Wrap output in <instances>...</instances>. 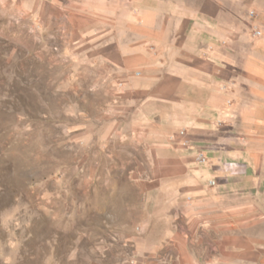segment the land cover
<instances>
[{
    "label": "rangeland",
    "instance_id": "1",
    "mask_svg": "<svg viewBox=\"0 0 264 264\" xmlns=\"http://www.w3.org/2000/svg\"><path fill=\"white\" fill-rule=\"evenodd\" d=\"M134 2L0 0V264H132L149 137L186 126L133 76Z\"/></svg>",
    "mask_w": 264,
    "mask_h": 264
},
{
    "label": "crops",
    "instance_id": "2",
    "mask_svg": "<svg viewBox=\"0 0 264 264\" xmlns=\"http://www.w3.org/2000/svg\"><path fill=\"white\" fill-rule=\"evenodd\" d=\"M131 16L133 76L186 125L149 137L132 264H264V0H135Z\"/></svg>",
    "mask_w": 264,
    "mask_h": 264
},
{
    "label": "built area",
    "instance_id": "3",
    "mask_svg": "<svg viewBox=\"0 0 264 264\" xmlns=\"http://www.w3.org/2000/svg\"><path fill=\"white\" fill-rule=\"evenodd\" d=\"M249 17H250V18H253V17H254V13H253V12H250V13H249ZM254 35H255V36H258V35H260V32H259L258 30H254ZM137 75H138V74H137ZM178 136H180V137H184V136H185V135H184V131H179ZM172 138H173V137H172ZM188 144H189L188 140L183 139V141H182V145H183V146H187ZM196 160H197V162L200 163V164H203V163L205 162V157H204V155H203L202 152H199V153L197 154ZM209 184H210V185H214V182L211 181V182H209Z\"/></svg>",
    "mask_w": 264,
    "mask_h": 264
}]
</instances>
